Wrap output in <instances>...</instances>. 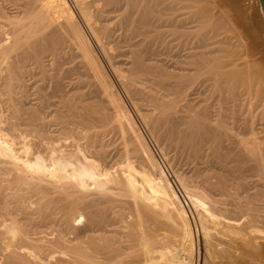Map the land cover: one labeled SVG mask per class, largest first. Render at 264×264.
<instances>
[{"label": "bare ground", "instance_id": "6f19581e", "mask_svg": "<svg viewBox=\"0 0 264 264\" xmlns=\"http://www.w3.org/2000/svg\"><path fill=\"white\" fill-rule=\"evenodd\" d=\"M221 2L0 0L2 264H264V40L254 31L245 55V33ZM90 38L165 160L174 151L172 164L194 162L175 176L197 214L202 257ZM110 133L119 154L103 143ZM245 161L261 177L260 205L239 199L224 215L191 190L204 162L206 188L228 195Z\"/></svg>", "mask_w": 264, "mask_h": 264}, {"label": "rangeland", "instance_id": "374dc122", "mask_svg": "<svg viewBox=\"0 0 264 264\" xmlns=\"http://www.w3.org/2000/svg\"><path fill=\"white\" fill-rule=\"evenodd\" d=\"M224 2H227V4L226 3H224ZM224 2H221V4L222 5H224L225 7L227 6V8H226V10L227 9H229V11L230 12H228L229 14H228V16H229V18H231V17H233V18H231L230 19V21L232 22V25L234 26L233 28H235V26L237 27V25L238 24H240V25H238V27H237V32L238 33H241V35L243 34V33H245V34H247V35H242L243 37H244V41L246 42H244V45L245 44H247V45H245L244 46V50L243 51H245V55H247V54H249V52H250V49L252 48V46H249L251 43H254V41L255 42H257V40H255V39H253L252 37V35L251 34H255V32L254 31H257L258 33V35L259 36H263L262 37V41H260V42H263V40H264V19H263V17H260L261 16V14H259L258 13V1L257 0H224ZM8 4H6V6H7ZM229 5V6H228ZM9 7H10V5H9ZM8 8V6L6 7V9ZM231 9V10H230ZM6 12H8V11H11V9L9 8L8 10H5ZM228 11V10H227ZM8 13H10V12H8ZM11 13H13V12H11ZM234 19V20H233ZM263 19V20H262ZM261 21H263V22H261ZM236 23V24H235ZM253 23L255 24V25H253ZM257 24H259V25H257ZM259 26V27H258ZM243 27V28H242ZM255 27V28H254ZM238 29H243V30H241V32H239L240 30H238ZM259 30V31H258ZM242 31H243V33H242ZM88 33V32H87ZM260 33V34H259ZM88 35H89V33H88ZM249 35V36H248ZM256 35V34H255ZM90 36V35H89ZM247 37V38H246ZM252 38V39H251ZM91 39V41H92V38H90ZM246 39V40H245ZM248 40V41H247ZM251 41V42H250ZM93 42V41H92ZM93 45H94V50H95V53L98 55V57L103 61V63H104V66H105V68L107 69L106 71L108 72V74L110 75V79H111V81H112V83H113V85H114V87H116V91H117V93L119 94V96L121 97V99L123 100V102H124V104H125V106L128 108V110H129V112L131 113V115L133 116V118H134V120H135V122H136V124H137V127L139 128V130L141 131V133L143 134V136H144V138H145V140H146V142H147V144L149 145V147L151 148V151H152V153L155 155V158L157 159V161L159 162V163H161L160 165L163 167V169L166 171V173H167V175H168V178H169V180L172 182V184H173V186H174V188H175V190L177 191V193H178V195H179V199H180V202H181V204H182V206L185 208V210L187 211V213H188V217H189V223H190V226H191V230H192V233H193V238H194V248L196 249V250H198L199 251V253H200V257H202V255H203V251H202V231H200V227H199V225L200 224H198V217L196 216L197 214H195L196 212L193 210V208H192V205H190V203H189V201H187L186 202V199L184 200V198L183 197H185V194H183L184 192L182 191V189L180 188V185H178L177 183V179H176V176H175V173H177V172H180V170L182 171V172H186L187 174H190V170H195L194 168H196V166H194V164H192V163H194V162H191V163H189V161L187 160V159H189V158H186L185 156H178V157H176V161L172 164V162L169 160V159H171L170 157H173V155H174V151H171L170 153H169V155H168V157L169 158H167L166 160H165V158H166V156H163V154H161V149L160 148H162L161 146H163L162 144H157V143H155V142H157L156 141V137H155V133L154 132H151L152 130L149 128V127H147V126H145L144 125V123H143V121L139 118V116L137 115V113H135L136 111H135V109H134V106H133V103H132V101L130 100V98L128 97V95L125 93V91L121 88V86L119 85V83L116 81V79L113 77V74L111 73V71H110V69H109V67H108V65L105 63V61H104V59H103V56H102V54L99 52V49L97 48V46H95V44H94V42H93ZM124 45V44H123ZM122 45V46H123ZM251 45H253V44H251ZM264 45V44H263ZM260 46H262V45H260ZM119 47L121 48H119L118 49V52L119 51H121V50H123L122 49V47L119 45ZM245 47H246V50H245ZM249 47V48H248ZM251 47V48H250ZM117 51V50H116ZM116 51H114L113 52V54L114 55H120V54H118V53H116ZM247 53V54H246ZM248 56V55H247ZM122 57V56H121ZM117 59H116V61H118V62H122V60H124V58H120V57H116ZM264 95V94H263ZM89 98V97H88ZM87 98V99H88ZM91 98V97H90ZM93 99H89V101L87 100V102H89V103H93L94 102V100L92 101ZM91 101V102H90ZM259 105V104H258ZM262 107V106H261ZM261 107H259V108H261ZM257 109V111L259 110H261V109ZM135 111V112H134ZM262 124H264L263 123V121H262ZM147 127V128H146ZM149 128V131L147 130ZM50 132H51V129H50ZM152 133H153V135H152ZM111 134V135H110ZM110 134H108V135H106L102 140H103V143H105L106 142V145L110 148H108V147H106V148H108V150L110 151L111 150V152L113 151V153L114 154H119V153H121L122 152V149H123V147H122V144H121V141H120V138L118 137V134L117 133H110ZM109 136H111V137H109ZM115 136V137H114ZM264 136V135H263ZM155 137V138H154ZM107 140V141H106ZM119 140V141H118ZM60 143V142H59ZM61 143H64V141L62 142L61 141ZM105 145V146H106ZM121 145V146H120ZM119 150V151H118ZM115 152H117V153H115ZM174 152V153H173ZM112 153V154H113ZM165 157V158H164ZM181 158V159H180ZM184 158V159H183ZM182 160V161H181ZM191 160V159H190ZM167 161V162H166ZM185 161V162H184ZM205 162V161H204ZM204 162H203V164H204ZM246 162V161H245ZM244 162V165L246 164V165H248V164H250V161L248 162V164H247V162L245 163ZM252 163V162H251ZM203 164H200V165H197V166H199V167H197V169H196V173L194 174V177L192 178L193 180H194V182L193 183H191L190 185H191V190L192 189H195L196 187H197V192H195L196 194H197V197H199V199L202 201H204V199H205V202H206V200H207V205H210V203H211V200H212V203L213 204H216V203H214V202H216V200H217V204H219V205H214L213 206V204H211L210 206H212V207H216L217 208V210L219 211V212H217L216 211V208H215V211L217 212V213H220V214H222V211L224 212L223 214L225 215V213H227V210L229 211V210H232L233 209V211H235V209H234V207H236L237 206V203L239 202V199H241L240 200V202H245V200H246V202H247V200H248V198H254L256 195H257V192L260 194L261 192H260V189H261V187L263 188V183H261V185H260V178L261 177H259L260 175L258 174L257 175V172L256 171H251L250 169V167L252 166V169L254 170V165L253 164H250V167H249V165H248V167H246V165L245 166H243V168L241 169V171L240 172H242V170H244V168H245V170H244V173H241L237 178H235V176H237L239 173H237V175H235L234 176V174L233 175H231L232 176V180L230 179V177H229V179L233 182V184H234V186H235V188H236V186H237V190H238V193H237V191H236V189L235 188H233V185H230V187H232V189L230 188V192L231 193H227L228 195H226L225 193L222 195V194H220V193H222V192H214L213 190V192H211V190H208L207 188H206V182H205V179H204V177L210 172L209 170H210V166L208 165H204L203 166ZM188 165H190L189 167H188ZM243 165V164H242ZM172 166V167H171ZM175 166V167H174ZM194 166V167H193ZM209 167V168H208ZM174 168H176V169H174ZM188 168H190V170L188 169ZM192 168V169H191ZM203 170H201V169ZM207 169L206 171L204 170V169ZM246 168H249V170L247 169L246 170ZM179 169V170H178ZM200 169V170H199ZM175 170V171H174ZM197 170H199V173H201V175L200 174H198L197 173ZM250 172H252V173H250ZM198 174V175H197ZM250 174V175H249ZM196 175V176H195ZM200 175V176H199ZM252 175V176H251ZM188 176H190V175H188ZM199 176V177H198ZM248 176V177H247ZM254 176V177H253ZM251 178V179H250ZM241 179V180H240ZM202 180V181H201ZM215 180L216 179H213L212 180V182L214 181L215 182ZM240 181V184L242 183L244 186L242 187L240 184V186H241V188H240V186L238 185V183H239V181ZM254 180V181H253ZM259 180V181H258ZM262 180V179H261ZM201 181V182H200ZM249 181V182H248ZM251 181V182H250ZM200 182V183H199ZM204 182V183H203ZM231 182V183H232ZM245 182H248V183H245ZM196 183H197V185H196ZM245 183V184H244ZM193 184H195V185H193ZM255 184H257V185H255ZM199 185V186H198ZM202 185V186H201ZM259 185H260V187H259ZM193 186V187H192ZM195 186V187H194ZM239 186V187H238ZM253 186V187H252ZM259 187V189H258V191H257V188ZM179 188V189H178ZM205 188V189H204ZM241 189V191H240V193H239V189ZM247 188V189H246ZM250 188V189H249ZM202 189H203V191H204V193H202L203 191H202ZM233 189H235V191L236 192H233ZM256 189V190H255ZM199 190H201V191H199ZM206 190V191H205ZM244 190V191H243ZM254 190V191H253ZM263 190V189H262ZM194 191V190H193ZM255 193V196H253L254 195V193ZM199 192H201V193H199ZM208 193V194H206V193ZM232 192L234 193L233 195H234V197H237V199H236V202H235V198H233L232 199V202H233V200H234V202L232 203L231 202V194H232ZM218 193V194H217ZM235 193H237V196L235 195ZM247 193V194H246ZM201 194V197H202V199H201V197L199 196ZM203 194H205V195H207V196H205L204 195V197H203ZM238 194H241L240 195V197L238 196ZM211 195V196H210ZM232 195V196H233ZM243 195L245 196V197H243ZM210 196V197H209ZM222 196H224L225 197V199H224V197H222ZM243 198H242V197ZM207 197H208V199H207ZM211 197H213L212 199H211ZM216 197V198H215ZM221 198V200H220V198ZM239 197V198H238ZM248 197V198H247ZM214 198H215V200H214ZM219 198V199H218ZM246 198V199H245ZM251 199V202H247V204L249 205L250 203H252V202H254V200H256V199ZM209 199H210V203H209ZM224 199V200H223ZM227 199V200H226ZM243 199V200H242ZM245 199V200H244ZM219 200H220V202L221 203H219ZM214 201V202H213ZM258 201V199L256 200V202ZM225 204H223V203ZM245 202V203H246ZM229 203V204H228ZM230 203H232L231 205H230ZM235 203V204H234ZM258 204L257 205H260L259 204V202H257ZM261 203V202H260ZM223 204V205H222ZM233 205H236V206H233ZM217 206H219V207H217ZM224 206V207H223ZM233 206V207H232ZM223 209H225V210H222L221 208ZM219 208V209H218ZM222 211H221V210ZM221 211V212H220ZM231 212V211H230ZM232 214V212L230 213V215ZM226 216H228V215H226ZM197 217V218H196ZM230 217V216H229ZM201 232V233H200ZM198 245V246H197ZM197 247H199V249L197 248ZM1 258V257H0ZM1 260L2 259H0V264H2V262H1ZM54 262V261H53ZM194 264H195V260H194Z\"/></svg>", "mask_w": 264, "mask_h": 264}, {"label": "water", "instance_id": "95a60500", "mask_svg": "<svg viewBox=\"0 0 264 264\" xmlns=\"http://www.w3.org/2000/svg\"><path fill=\"white\" fill-rule=\"evenodd\" d=\"M260 5H261L262 12H263V17H264V0H260Z\"/></svg>", "mask_w": 264, "mask_h": 264}]
</instances>
